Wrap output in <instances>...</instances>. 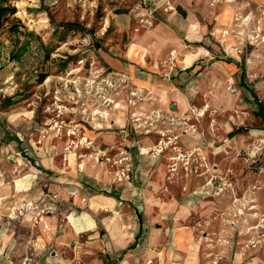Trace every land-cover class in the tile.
Returning a JSON list of instances; mask_svg holds the SVG:
<instances>
[{
  "label": "rangeland",
  "instance_id": "1",
  "mask_svg": "<svg viewBox=\"0 0 264 264\" xmlns=\"http://www.w3.org/2000/svg\"><path fill=\"white\" fill-rule=\"evenodd\" d=\"M18 1L0 30V264H264V0Z\"/></svg>",
  "mask_w": 264,
  "mask_h": 264
},
{
  "label": "bare ground",
  "instance_id": "2",
  "mask_svg": "<svg viewBox=\"0 0 264 264\" xmlns=\"http://www.w3.org/2000/svg\"><path fill=\"white\" fill-rule=\"evenodd\" d=\"M24 4V0H20L18 1L17 5L21 6ZM165 10L168 12H172L173 6L170 3L165 4ZM23 14L26 15V13L24 12V10L19 11V14ZM191 29H196V26H192ZM214 35L220 39V42L225 43L228 40V34L226 31H224V29H216L214 31ZM226 50L227 51H231L234 52V49L232 48V46L229 43H226ZM204 52L207 53V51L204 49ZM127 54L131 57L134 58L136 60H138L142 65H145L147 63L146 59H145V55H146V50H144L141 46H138L136 44H132L127 52ZM200 54L199 51L196 50H191V51H184L181 60H179V62L183 65V67H190L192 65V63L195 61L196 57ZM256 134V133H253ZM33 174H27L25 175L23 178L20 179H16L15 181V185H16V190L17 192H25L27 190H29V186L31 185V178H33ZM100 198V200H99ZM97 199V201L95 200ZM108 202H113V198L110 196H97L91 199L90 205L91 207H95V208H102L104 207V203ZM70 219V223H72L73 228L75 229V231L77 233L84 231V229H91L95 227L94 222L92 221V219H89L88 216L86 214H83L81 216V220H82V224H79L78 222L76 223L73 220V216L69 217ZM134 263L135 264H139V262L134 259ZM122 264H127L126 261H124ZM148 264H152L148 263Z\"/></svg>",
  "mask_w": 264,
  "mask_h": 264
},
{
  "label": "trees",
  "instance_id": "3",
  "mask_svg": "<svg viewBox=\"0 0 264 264\" xmlns=\"http://www.w3.org/2000/svg\"><path fill=\"white\" fill-rule=\"evenodd\" d=\"M8 2H9V0H0V30L3 27V24L6 21L7 16L9 14H13L15 12V8L10 6L8 4ZM62 25L70 27L71 23H66V24H62ZM27 46L28 45H26V47ZM21 56H22V53L17 52V54H15V58H13V60H15V61L11 62V64L13 65L12 66V68H13L12 74H14L16 72V69L18 68L17 66H21L22 64H24L23 57H21ZM88 60H89V58H86V60H85L86 65L85 66H87V62L89 63ZM108 70H109V68H108ZM49 75H50V73L47 70L40 71V78H39L40 84H42ZM11 139H15L16 140L18 138L16 136H11ZM109 196H114V197L117 198V196H115L113 194H109ZM135 242H137V240ZM134 248H135V243L130 245V246H128L127 250L128 251H133Z\"/></svg>",
  "mask_w": 264,
  "mask_h": 264
},
{
  "label": "crops",
  "instance_id": "4",
  "mask_svg": "<svg viewBox=\"0 0 264 264\" xmlns=\"http://www.w3.org/2000/svg\"><path fill=\"white\" fill-rule=\"evenodd\" d=\"M142 78L144 79V77H142ZM140 81L145 82V80H140ZM20 150H22V144L20 145Z\"/></svg>",
  "mask_w": 264,
  "mask_h": 264
},
{
  "label": "built area",
  "instance_id": "5",
  "mask_svg": "<svg viewBox=\"0 0 264 264\" xmlns=\"http://www.w3.org/2000/svg\"><path fill=\"white\" fill-rule=\"evenodd\" d=\"M24 12L26 13V9H24ZM47 21H48V20H46L44 23H46ZM47 78H48V77H47ZM47 78H46V79H47ZM46 79H45V80H46Z\"/></svg>",
  "mask_w": 264,
  "mask_h": 264
}]
</instances>
